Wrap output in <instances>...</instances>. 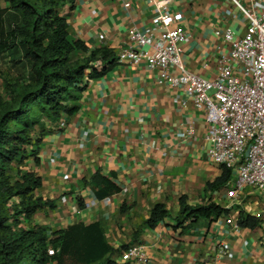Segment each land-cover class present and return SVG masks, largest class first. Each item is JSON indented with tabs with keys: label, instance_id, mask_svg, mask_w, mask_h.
Segmentation results:
<instances>
[{
	"label": "crops",
	"instance_id": "crops-1",
	"mask_svg": "<svg viewBox=\"0 0 264 264\" xmlns=\"http://www.w3.org/2000/svg\"><path fill=\"white\" fill-rule=\"evenodd\" d=\"M166 1L167 10L178 15L174 25L188 35L181 44L186 67L214 77L218 56L228 47L222 33L230 28L243 36L245 14L232 0ZM239 1L245 6L259 2L257 11L264 16V0ZM0 7L7 8L3 19L8 31L21 16L8 0H0ZM62 12L71 40L81 39L91 49L108 46L117 54L131 43L132 29L150 25L157 7L151 0H75ZM23 54L19 45L1 51L0 72L13 65L9 73L27 74ZM104 66L103 74L85 80L75 113L45 121L39 162L30 159L27 168L42 177L35 194L55 200V206L37 211L25 225L54 230L97 221L118 250L117 257L123 248L141 242L149 257L145 264H264V198L246 191L233 201L227 195L229 182L213 191L207 187L223 166L207 153L206 110L196 107L181 86L159 83L157 71L146 62L101 63L97 69ZM183 126L192 129L186 138L176 134ZM97 172L112 177L122 189L97 185L92 180ZM182 196L191 206L215 202L228 211L193 226L185 222L183 228L176 218ZM159 202L171 215L148 226L145 220ZM241 211L259 217L261 225H239Z\"/></svg>",
	"mask_w": 264,
	"mask_h": 264
},
{
	"label": "trees",
	"instance_id": "trees-1",
	"mask_svg": "<svg viewBox=\"0 0 264 264\" xmlns=\"http://www.w3.org/2000/svg\"><path fill=\"white\" fill-rule=\"evenodd\" d=\"M8 1L21 18L7 31L3 19L7 8L0 7V52L21 46L29 71L4 77L7 98L0 94V264H122L117 261L118 250L97 221L54 230L44 224L24 223L37 211L55 206V200L35 194L42 186V177L27 168L30 159L39 162L45 121L75 113L87 77L103 74L108 67L98 70L97 63L112 64L116 52L108 46L91 49L83 40L69 38L70 23L62 9L75 0ZM15 164L17 175L11 172ZM231 176V169L223 166L222 174L208 183V189L225 186ZM92 180L108 191L122 189L101 172ZM79 203L84 206L82 200ZM227 211L215 202L191 206L182 196L177 226H193L200 219H215ZM170 215L164 203H156L145 224L154 227ZM261 223L255 215L245 211L239 214L241 226ZM49 248H54L53 254Z\"/></svg>",
	"mask_w": 264,
	"mask_h": 264
},
{
	"label": "built area",
	"instance_id": "built-area-1",
	"mask_svg": "<svg viewBox=\"0 0 264 264\" xmlns=\"http://www.w3.org/2000/svg\"><path fill=\"white\" fill-rule=\"evenodd\" d=\"M151 1L157 13L150 25L131 30V43L119 49L115 62H146L157 71L159 83L181 86L196 107L206 110L209 157L232 171L227 195L238 202L244 192L255 191L264 198V16L257 11L261 4L245 6L232 0L247 18L246 32L239 37L230 28L224 30L228 47L218 56L217 74L205 77L185 65L181 44L188 35L174 25L178 15L167 10L166 0ZM176 134L186 138L192 129L183 126ZM48 252L53 254L54 248ZM148 260L141 242L123 248L117 257L122 264Z\"/></svg>",
	"mask_w": 264,
	"mask_h": 264
},
{
	"label": "rangeland",
	"instance_id": "rangeland-1",
	"mask_svg": "<svg viewBox=\"0 0 264 264\" xmlns=\"http://www.w3.org/2000/svg\"><path fill=\"white\" fill-rule=\"evenodd\" d=\"M2 63H3V65H4V63H5V61H4L3 59H2ZM3 65H2V66H3ZM11 67H13V65H10L9 68L6 69V70L2 68V70H1V72H0V75H2L3 78L6 77V76L9 77L10 75L12 76L13 74L9 73ZM7 72H8V73H7ZM10 72H11V71H10ZM15 74H16V73H15ZM0 78H1V77H0ZM7 84H8V82H6V81H4V82H2V83H1V81H0V94L3 95V96L6 97V98H7ZM16 166H18V164H15V165H14V168H12V170H11L12 174H14V175H17ZM252 193H255V191H252Z\"/></svg>",
	"mask_w": 264,
	"mask_h": 264
}]
</instances>
